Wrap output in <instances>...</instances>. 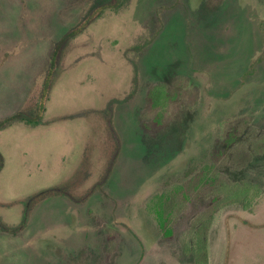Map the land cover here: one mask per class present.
Returning <instances> with one entry per match:
<instances>
[{
    "label": "rangeland",
    "instance_id": "rangeland-1",
    "mask_svg": "<svg viewBox=\"0 0 264 264\" xmlns=\"http://www.w3.org/2000/svg\"><path fill=\"white\" fill-rule=\"evenodd\" d=\"M19 112L0 264H264V0H0Z\"/></svg>",
    "mask_w": 264,
    "mask_h": 264
},
{
    "label": "trees",
    "instance_id": "trees-1",
    "mask_svg": "<svg viewBox=\"0 0 264 264\" xmlns=\"http://www.w3.org/2000/svg\"><path fill=\"white\" fill-rule=\"evenodd\" d=\"M184 79V78H182ZM180 79L173 88H169V86L167 84H164V83H159L155 86H153L150 91H149V101H150V110L151 112H153L152 110L153 109H156L158 108L159 105L162 104V107L161 109H157L156 110V116L154 117V123L157 125V126H160V127H168L170 123H168L166 121V118H168L165 114H164V110L166 109V105L167 103H169V101H172L174 99H176V94L178 95L179 92L177 91L176 88H180L182 87L184 84H185V80H182ZM174 90V91H172ZM172 91V92H170ZM182 110L183 108H180L179 112H178V116H181L182 114ZM17 118H20V119H26L28 122H30L29 119L26 118V116L24 115L23 112H19L17 114H14L12 116H10L9 118L5 119V120H2L0 121V128L4 125H6L7 123H10L14 120H16ZM166 121V122H164ZM168 123V124H167ZM0 157L2 159V155L0 153ZM2 166H0V169H1ZM40 196L41 193L39 192L36 196Z\"/></svg>",
    "mask_w": 264,
    "mask_h": 264
}]
</instances>
